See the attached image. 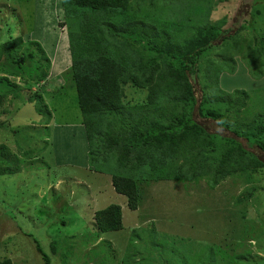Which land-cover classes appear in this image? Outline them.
<instances>
[{
  "label": "trees",
  "instance_id": "trees-1",
  "mask_svg": "<svg viewBox=\"0 0 264 264\" xmlns=\"http://www.w3.org/2000/svg\"><path fill=\"white\" fill-rule=\"evenodd\" d=\"M35 1L41 21L64 18L60 26L66 27L62 51L63 58H68L67 68L61 71L62 77H55L62 84L50 90L47 83L52 62L44 45L36 38L25 40L22 34L6 39L0 36V114H10L12 109L4 105L11 95L12 105L34 102L45 118L42 125L32 123L46 129L41 140L51 146L54 165L109 173L113 188L126 196L128 207L134 211L143 199L142 185L161 180L183 184L205 181L210 188L228 178H233L234 185L242 180L246 192L233 199L236 207L242 208L243 217L252 211L251 202H257V211L262 207L264 159L251 149L257 147L264 154V115L254 113L251 100L252 94L264 88L227 91L219 86V79L214 86L211 70L217 71L215 79L219 70L235 73L234 55L229 57L234 61L231 65L225 61L219 65L217 54L211 55L215 61L204 75L208 52L233 39L234 52L245 61L250 76L264 77V37L257 40L251 35L250 29L255 27L249 21L242 20L236 29L235 23L225 27L227 16L212 22V11L225 0H175L173 7L168 0ZM59 23L51 31L53 40L62 37ZM47 45L50 48L52 41ZM35 85L39 89L31 91ZM127 86L143 89L144 95L138 100L128 99ZM65 87L76 88L82 114L78 125L51 124L53 111L43 93L49 90L55 95ZM25 89L31 94L24 93ZM7 114L0 115V128L10 125L9 120H3ZM202 120L214 121L223 131L209 129ZM9 131L14 132L12 128ZM81 135L84 149L76 146ZM30 151L20 152V157L9 143L0 142V175L22 170L25 158H32ZM82 156L85 165L71 162L74 158L82 162ZM231 194L228 191L223 196L228 206ZM123 215V205L109 204L95 212L94 225L99 232L121 230ZM37 248L43 253L40 244ZM221 255L223 263L217 252L209 264H236ZM247 257L256 264L264 259L256 251ZM45 260L49 264V257ZM0 264L14 262L6 257Z\"/></svg>",
  "mask_w": 264,
  "mask_h": 264
},
{
  "label": "rangeland",
  "instance_id": "rangeland-1",
  "mask_svg": "<svg viewBox=\"0 0 264 264\" xmlns=\"http://www.w3.org/2000/svg\"><path fill=\"white\" fill-rule=\"evenodd\" d=\"M168 1L172 7L177 4L175 0ZM254 1H221L210 19L213 22L227 16L225 27L235 23L234 29L246 19L250 26L255 27L250 29L251 35L257 36V40L262 39L264 0L253 6ZM57 11L55 9L56 15ZM37 13L35 0H0V36L6 39L11 34H22L25 40L36 38L44 45L52 62L47 85L53 90L55 85L62 84L56 75L61 76V71L67 68L68 58H63L62 51L66 27L60 26L64 18L52 19L51 22L42 18V22ZM58 22L62 37L53 40L51 31ZM48 41H52L50 48ZM221 42L222 39L215 43ZM233 44L234 40L228 39L222 46L213 47L208 52L210 57L204 61V75L211 69L215 58L219 65L224 61L231 65L235 61V73L219 70V77L215 79L217 71L211 70L214 86L219 79V86L227 91L264 88V77L256 79L250 76L248 66L234 52ZM215 54V58L211 57ZM231 55H234L233 62L229 59ZM17 79L20 80L19 77ZM195 80L198 94H201L196 76ZM37 88L35 85L31 91H37ZM31 91L25 89L24 93L30 95ZM43 94L53 111L51 124H80L82 114L75 87H65L55 95L49 90ZM126 94L128 99L138 100L144 95V90L127 86ZM12 98L9 96L4 105L12 109L10 114H0L2 117L7 114L3 120L10 123L8 127L0 128V142L9 143L12 151L20 157L22 152L31 150L32 158H25L19 172L0 175V260L8 257L14 264H48L47 256L49 264H209L218 252L221 263L222 253L229 263L256 264L247 256L255 251L264 256V203L258 212L257 202H251L252 211H246L247 215L243 217L242 208L236 207L233 199L246 192L247 186L242 180L234 185L233 178H228L216 188H210L205 181L194 185L174 180L145 183L142 185V202L134 211L128 207L126 196L113 188L109 173L70 164L54 165L51 146H46L41 140L43 133L47 134L46 129L36 128L32 123L42 125L45 116L39 114L34 102L17 101L12 105ZM251 101L255 104L254 113L264 115V90L252 94ZM252 102L250 106H253ZM202 121L213 131H223L214 121ZM9 128L14 132L11 133ZM77 135L80 138V134ZM82 137L76 146L84 149ZM40 147L44 148L42 152ZM251 150L264 159L260 149ZM81 161L71 160L85 165L83 156ZM228 191L232 193L230 206L223 200ZM112 203L123 205L124 227L117 231L99 232L94 225V214ZM238 242L242 248H238ZM38 244L43 253L38 250ZM259 264H264V259L261 258Z\"/></svg>",
  "mask_w": 264,
  "mask_h": 264
}]
</instances>
